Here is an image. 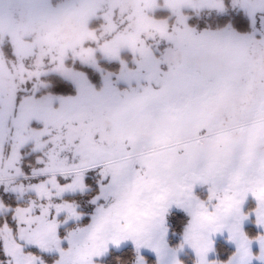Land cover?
I'll return each instance as SVG.
<instances>
[{"label": "snow or ice", "instance_id": "6c2138e0", "mask_svg": "<svg viewBox=\"0 0 264 264\" xmlns=\"http://www.w3.org/2000/svg\"><path fill=\"white\" fill-rule=\"evenodd\" d=\"M0 264H264V0H0Z\"/></svg>", "mask_w": 264, "mask_h": 264}]
</instances>
